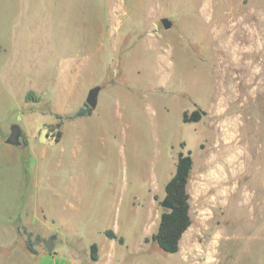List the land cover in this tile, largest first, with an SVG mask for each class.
<instances>
[{
    "label": "rangeland",
    "instance_id": "1",
    "mask_svg": "<svg viewBox=\"0 0 264 264\" xmlns=\"http://www.w3.org/2000/svg\"><path fill=\"white\" fill-rule=\"evenodd\" d=\"M228 25L264 78V0H0V129L22 131L13 156L0 153V264H182V241L167 254L150 239L179 151L192 159V220L212 233L230 211L238 224L221 233L236 225L240 247L264 237V82L249 86L240 59L239 86L216 106ZM95 86L92 114L71 117ZM27 213L39 230L13 227ZM235 253L228 264H264V249Z\"/></svg>",
    "mask_w": 264,
    "mask_h": 264
},
{
    "label": "crops",
    "instance_id": "2",
    "mask_svg": "<svg viewBox=\"0 0 264 264\" xmlns=\"http://www.w3.org/2000/svg\"><path fill=\"white\" fill-rule=\"evenodd\" d=\"M7 132H8V128L6 127L5 128L2 127V129H0V153L5 152L6 155L13 156L12 154L14 151L11 147L14 146L5 143V139H6L5 137L7 135ZM31 145H32L31 138L28 137L26 139V144L22 147L30 148ZM38 146H42V144L39 143ZM40 150H42V148ZM19 161H20L19 167L21 164V168H20L21 176L27 180L28 179L27 171H25V167L27 165L23 160L21 161L20 159ZM189 217L191 224L183 233L179 241V246L181 245V241L183 242V248H182L183 252H182V262H181L182 264H228L227 259L229 257L235 255L236 259H238L237 253L234 254L235 249H264L255 246V242L257 241L264 242V237H248L245 240V244L242 245L241 247L237 244L235 233L232 230L235 229L237 226L229 222L233 220L236 221V224H238V222L236 220L237 218L234 215V213L232 214L230 211L223 218V222L220 223V224H224L225 220L229 219L228 224L230 227L229 229H231V231H229L230 233H225V234L221 233L220 224H217L213 232L210 233L209 227L205 224L204 219L199 218L198 220L193 221L190 216V213H189ZM263 219L264 218L261 219L260 224L258 223L259 224L258 226H260L262 229H264ZM40 222L33 223V217L29 216L27 213L23 220L18 217V218H14L11 223L13 227L17 224H20L27 230L31 231V230H39V227H41ZM253 228H254L253 225H249V229H253ZM221 240L224 241L222 248H221ZM179 251H180V247H179ZM37 253L39 252L37 251ZM250 254L253 253L250 252Z\"/></svg>",
    "mask_w": 264,
    "mask_h": 264
},
{
    "label": "trees",
    "instance_id": "3",
    "mask_svg": "<svg viewBox=\"0 0 264 264\" xmlns=\"http://www.w3.org/2000/svg\"><path fill=\"white\" fill-rule=\"evenodd\" d=\"M31 96L32 93L29 92L25 99L30 101L32 100ZM91 114L92 109L85 107L78 109L71 117H83ZM201 114L200 111L196 110L191 113L189 119H186V113H184L182 116V122H198L201 118ZM60 136L61 133L57 132L54 138L56 143L59 142ZM25 144L26 142H24V145ZM191 169L192 159L190 153L187 152L184 154L179 151L174 173L164 186L165 196L169 199L171 208L160 214L157 228L150 238L163 253L175 254L178 252L179 241L183 233L191 224L189 217V195L186 191V185L188 183ZM105 236L109 240H117L119 244L123 243V238L116 237L115 233L110 229L105 231ZM28 237L29 235H27L25 241L26 250L31 254H37V252L31 247ZM89 256L92 261L97 260V249L94 243L89 247Z\"/></svg>",
    "mask_w": 264,
    "mask_h": 264
},
{
    "label": "bare ground",
    "instance_id": "4",
    "mask_svg": "<svg viewBox=\"0 0 264 264\" xmlns=\"http://www.w3.org/2000/svg\"><path fill=\"white\" fill-rule=\"evenodd\" d=\"M238 35L239 32L236 25H228L226 26L225 34L222 32L220 33L221 38H223V41H221V44L223 45L221 47L222 51L220 53L221 58L219 60V67L222 72V80L219 96L216 102L217 107L221 106V102H223L226 93L229 92L230 89L237 88L239 86L238 83L234 82V78H237L238 76L240 77L238 63L240 59H245L246 51L245 48L240 46L238 43ZM245 62L248 71L246 72V76L248 77V79L246 78V83H248L250 86L252 84L256 85V82H264V78L258 77V75H256L255 61L245 59Z\"/></svg>",
    "mask_w": 264,
    "mask_h": 264
},
{
    "label": "water",
    "instance_id": "5",
    "mask_svg": "<svg viewBox=\"0 0 264 264\" xmlns=\"http://www.w3.org/2000/svg\"><path fill=\"white\" fill-rule=\"evenodd\" d=\"M160 23L164 30H168L172 26V23L166 18H162L160 20ZM99 91H100V87L95 86L89 89L87 92V95L85 98V104L87 107H89L92 110L96 108ZM5 143L11 146H21L22 145V131L19 125L12 124L10 126L9 134L7 135L5 139ZM160 205L165 210H169L171 208L170 201L166 196L164 197ZM55 239L56 237L53 235L49 237L43 244L48 254H50L53 251Z\"/></svg>",
    "mask_w": 264,
    "mask_h": 264
}]
</instances>
